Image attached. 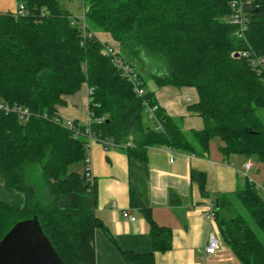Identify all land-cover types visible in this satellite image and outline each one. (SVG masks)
<instances>
[{
  "label": "trees",
  "instance_id": "obj_1",
  "mask_svg": "<svg viewBox=\"0 0 264 264\" xmlns=\"http://www.w3.org/2000/svg\"><path fill=\"white\" fill-rule=\"evenodd\" d=\"M16 1L27 14L0 12V101L25 106L31 115L21 122L15 113L0 111V174L5 187L25 197L21 207L0 201V239L17 221L36 216L63 264H96L94 233L105 227L94 215L95 191L70 167L84 161L86 140L55 119L62 96L83 83L89 87L91 130L110 140L106 148L118 146L127 156L146 160L150 146L206 151L216 136L225 157L264 162V123L257 114L264 108V86L249 61L234 56L247 47L264 56V0H252L246 42L226 22L228 0H85L89 28L108 33L126 62L134 66L132 59L146 51L164 68L162 75L151 76L155 85L195 88L198 100L189 109L203 127L189 131L160 106L155 119L148 117L143 100L157 101L141 73L142 97L103 53L107 43L96 35L81 43L60 0ZM76 128L80 132L83 125ZM33 169L40 173L37 183ZM197 180L206 194L205 175ZM235 204L244 214L238 209L229 214ZM142 211L151 250H121V264H156L154 252L171 247L170 229L157 225L148 209ZM215 220L241 264H264V243L253 228L264 236V197L253 183L245 179L233 197L220 196Z\"/></svg>",
  "mask_w": 264,
  "mask_h": 264
},
{
  "label": "crops",
  "instance_id": "obj_2",
  "mask_svg": "<svg viewBox=\"0 0 264 264\" xmlns=\"http://www.w3.org/2000/svg\"><path fill=\"white\" fill-rule=\"evenodd\" d=\"M17 4L16 0H0V12L14 11ZM95 35L115 46L108 33L96 31ZM147 54L142 51L139 55L142 68L138 72L162 75L164 68L155 67L156 62ZM88 90V85L83 83L75 93L62 96L63 103L56 106V114L63 123L73 120L83 124L88 119ZM150 90L164 113L176 119L182 130L202 129V118L189 109L198 100L194 87L157 86L152 81ZM222 144L215 136L206 151L173 148L175 152L170 161L171 147L168 146H150L146 160H139L127 156L121 147L106 148L101 142L93 141L89 152L95 182L94 215L105 227H97L94 233L96 264H121V250L139 253L151 250L143 208L150 211L157 225L171 231V247L165 252H154L156 264H241L222 237L217 221L203 217L202 208L209 200L218 202L220 196L233 197L246 179L242 175L245 162L251 164L248 176L264 184V162L238 154L225 157L221 152ZM84 166L83 161L70 167L84 175ZM201 173L205 175L206 194L202 193L197 180ZM258 192L263 196L260 190ZM0 201L15 207L25 202L22 192L5 187L1 174ZM122 210H128L135 220L124 217ZM210 232L219 239L212 254L205 252Z\"/></svg>",
  "mask_w": 264,
  "mask_h": 264
},
{
  "label": "built area",
  "instance_id": "obj_3",
  "mask_svg": "<svg viewBox=\"0 0 264 264\" xmlns=\"http://www.w3.org/2000/svg\"><path fill=\"white\" fill-rule=\"evenodd\" d=\"M81 1V15L80 16H70L69 21L70 24L76 26L80 31L81 43H83L87 38H91L95 36L93 30L89 28L88 22L86 20V12L87 7L85 5V0ZM230 6V12L226 17V22L229 23L234 27V35L237 39L246 42V30L248 26L249 20V10L253 6L252 0H228ZM14 12L18 15L27 14V9L23 3H18L17 7L15 8ZM248 46V44H246ZM103 53L107 55L112 64L119 70L120 75L124 77L126 80L130 82L132 88L137 96L142 97L144 95V88L141 78L139 77L138 70L135 66L126 62L122 56L118 53V50L109 44L104 45ZM237 54L246 58L249 61L251 67H253L256 73L259 75L260 80L264 86V56L257 55L252 52L248 47L243 48L240 51H237ZM89 93V90H88ZM145 105V112L149 118L155 119V110L158 108V104L149 105L146 99L143 100ZM0 111L7 113H15L18 119L21 122H25L28 120L29 116L31 115L30 110L25 107L18 105L16 103L9 104L4 101H0ZM58 121H61L60 118H55ZM103 118L97 119V121L102 120ZM91 115L89 113L88 119L82 124V130L76 128V123L73 120H67L65 123H62L69 128L74 136L82 135L86 142H85V158H84V177L86 182L89 184V190L91 193H94V178L91 171V160H90V147L93 141H99L104 146L110 144V140L107 138H99L97 134H95L90 127L91 123ZM96 120V119H95ZM175 150L173 148L169 149V153L171 154L170 161H172V155L174 154ZM251 164L249 162H245L242 166V175L251 183L255 185V187L260 190L264 197V184H260L255 182L252 178H250L247 174ZM121 214L124 217H127L129 220H135V216H132L128 210H122ZM202 216L208 220H215L216 217V203L213 200H209L204 203L202 208ZM219 245V239L217 235L213 232L208 234L207 238V245L205 247V252L208 254H212L215 252Z\"/></svg>",
  "mask_w": 264,
  "mask_h": 264
},
{
  "label": "water",
  "instance_id": "obj_4",
  "mask_svg": "<svg viewBox=\"0 0 264 264\" xmlns=\"http://www.w3.org/2000/svg\"><path fill=\"white\" fill-rule=\"evenodd\" d=\"M234 56H238L237 53ZM217 206V201H216ZM0 264H63L36 216L17 221L0 239Z\"/></svg>",
  "mask_w": 264,
  "mask_h": 264
},
{
  "label": "rangeland",
  "instance_id": "obj_5",
  "mask_svg": "<svg viewBox=\"0 0 264 264\" xmlns=\"http://www.w3.org/2000/svg\"><path fill=\"white\" fill-rule=\"evenodd\" d=\"M60 4L63 8H65L66 10H68L71 13V16H80L81 15V1L80 0H60ZM123 54V53H122ZM156 61V60H155ZM132 62L135 66V68L137 70H140L142 68V65L140 62L137 61V59H132ZM155 67H157V64L154 65ZM153 69V68H152ZM141 72V71H140ZM142 78L145 80L146 85L145 89L146 90H150L152 88V81H151V76L146 75L144 72H141ZM257 114L258 116L261 118V120L264 123V108H259L257 109ZM190 139H192L191 136H189ZM80 164V162L78 163ZM75 166V165H74ZM72 169V168H71ZM31 178L32 181H35L36 183L39 182L40 180V173L38 172V170H32L31 172ZM238 209L239 211H242V213L244 214V211L242 209V207L238 204H235L234 207H232V209L230 208V213H232V210ZM246 215V214H245ZM248 219V217H247ZM257 233V236L261 239V241L264 243V236L262 235V233L256 229L255 227H253Z\"/></svg>",
  "mask_w": 264,
  "mask_h": 264
}]
</instances>
